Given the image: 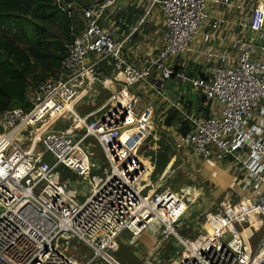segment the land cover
<instances>
[{
  "label": "built area",
  "instance_id": "obj_1",
  "mask_svg": "<svg viewBox=\"0 0 264 264\" xmlns=\"http://www.w3.org/2000/svg\"><path fill=\"white\" fill-rule=\"evenodd\" d=\"M61 1L70 21L76 12L82 26L70 23L60 73L28 88L26 111L0 114V264H121L113 246L124 233L131 235L130 245L143 233L173 236L181 248L173 264H264V0H256L250 18L239 24L241 32L232 39L235 52L209 53L213 62L199 76L174 67L197 35L206 42L215 38L220 19L202 31L210 0H147L146 15L156 5L160 9L163 44L156 54L136 61L122 54L128 38L116 41L102 26L120 0L80 7ZM212 1L231 6L230 0ZM244 5L238 7L240 15ZM102 80L122 86L91 116L78 115L75 99ZM168 80L188 83L220 105L209 117L186 114L175 105L189 125L176 139V149L187 150L203 165L228 162L226 178L238 189L233 202L221 201L203 214L195 239L174 228L194 202L189 195L143 192L151 182L148 158L139 153L143 142L153 139V107L148 103L137 110L134 88L168 102L160 86ZM62 119L71 123L55 130ZM45 124L50 125L34 147V133ZM20 142L31 144L29 151ZM62 171L75 178H62ZM94 173L100 180H91ZM86 180L87 192H82Z\"/></svg>",
  "mask_w": 264,
  "mask_h": 264
},
{
  "label": "crops",
  "instance_id": "obj_2",
  "mask_svg": "<svg viewBox=\"0 0 264 264\" xmlns=\"http://www.w3.org/2000/svg\"><path fill=\"white\" fill-rule=\"evenodd\" d=\"M230 1L231 6L228 8L214 4L212 0L209 1L207 7L209 20L204 23L202 31H207L210 28L212 20L220 19L223 22L215 32L213 41L206 42L201 36L197 35L191 43L190 51L180 57V70L184 71L189 76H199L206 73L208 66L213 62V60L207 58L209 53L223 54L235 52L232 46V39L234 35L241 32L239 24L250 18L256 0ZM242 1H245V12L243 15H240L238 13V7ZM148 6L149 3L147 0H120L107 11L106 17L102 23L104 28L111 31L116 41H123L128 38V41L123 45L122 54L129 61H136L140 57L154 55L162 47L164 25L160 9L156 5L150 10L149 14L146 15ZM161 85L163 91L168 95V102L161 98L154 99L155 97L151 92H147V90L134 88L136 95L137 93L139 95H146L145 101L137 96V110L142 109L148 103L152 104V133L160 126L166 131L175 133V139H177L179 136L189 131L188 122L183 121L182 115L176 109L175 105H179L182 112L186 114L202 117L218 114L220 110V105L217 102L206 101L201 94L197 90L191 88L188 83L168 80L162 82ZM114 92H116V90ZM213 104L219 105V108L217 110L211 108ZM154 120H157L156 123H154ZM186 129H188V131ZM148 140L149 139L144 141L140 148V155H143V158H148V156L144 154L146 142ZM152 150H154V148ZM184 151L185 150L178 151V153ZM188 158H186L187 161ZM229 165L228 162L227 164H217L212 160L203 165L202 172L207 175L205 180L209 182L214 193H227L234 189L235 184L233 179L230 177L226 178V175L228 176L226 170H228Z\"/></svg>",
  "mask_w": 264,
  "mask_h": 264
},
{
  "label": "rangeland",
  "instance_id": "obj_3",
  "mask_svg": "<svg viewBox=\"0 0 264 264\" xmlns=\"http://www.w3.org/2000/svg\"><path fill=\"white\" fill-rule=\"evenodd\" d=\"M94 1L96 0H64L61 2L66 4L70 3L72 6L80 7L90 5ZM74 15L75 16L72 19L71 24L76 26L77 29H80L82 23L76 12ZM46 27L48 29L47 31L51 35L55 36L56 39L64 40L65 45L67 44L69 35L62 28V20L60 17ZM11 33L18 35L19 30L16 29L15 32L11 30ZM41 70L42 68H40L38 71L37 75H39L40 78H38L37 81L43 79V77H56L60 73L58 71L57 74H44L41 73ZM37 81L32 80L29 83L31 88L35 86V82ZM110 85L111 82H106L103 80L101 82L96 81L92 83L88 88L85 89L86 94L83 92L76 98L77 100L75 99L73 102L72 105L75 106L76 113L82 117L88 115V113L89 115H92L94 111H97L102 105L106 104L115 93L114 88H112ZM114 85L117 86L116 91H118L121 88L122 83L115 82ZM137 96L143 101L146 100V95L144 94L139 95L137 93ZM211 108L217 110L219 105L213 104ZM62 120L56 125L55 130H63L65 126L67 127V125L71 123V120ZM156 121L157 120H154V123H156ZM186 130L188 131V129ZM154 132L152 133L153 139H149L146 142L144 151V154L148 156V160L146 161V175L148 178H150L151 183L144 189L143 192L145 193L146 191L165 189L174 193H178L182 190L181 195H189L188 198L190 200L191 197L198 196L194 198L193 204H188L189 208L186 214L181 219V222L174 227L175 231L180 236L188 237L189 239H195L198 235L197 231L200 230L199 225L202 223L203 214L213 210L214 207L221 201L233 202L236 199L235 195L238 192L237 186L235 185L234 189L232 191H228L227 193H214L209 182L205 180L207 175L202 172V161L195 158H188L189 155L187 154H189V152L187 150L178 153V151H182V149L177 150L175 147L176 134L166 131L160 126ZM78 133L80 134V131H78ZM34 134L35 139L33 146L36 147L38 139L42 134L40 132ZM26 135L27 133L25 132L24 139L28 138ZM89 141H91L95 151H100L98 149V145L92 139H89ZM20 143L23 145L22 148L26 147V151H29L31 148V144L29 147H27L24 142ZM153 148L154 150H152ZM186 158H188V161ZM46 160L51 161V157L47 155ZM98 174L99 173L92 174L91 180H100ZM61 175L62 178H75V176L68 171H62ZM143 181H145V179H143ZM86 184L87 180L79 187L82 189V192H87L88 186ZM194 190L196 191L194 192ZM256 237V239L253 238L250 240L252 246L255 244L257 239H260V234L256 235ZM130 239L131 235L124 233L122 235V240L117 239L114 243L113 253L115 258L121 264H128V262H132V264H173L174 260L176 259L175 256H178L181 250L179 244L173 236H168L166 238L164 235L150 236L146 233H143L140 236L138 242H136L134 245L129 244ZM136 239L137 237H134V240ZM173 253L175 255H173ZM117 254H122L123 256L126 255V258L128 259L123 262L117 257Z\"/></svg>",
  "mask_w": 264,
  "mask_h": 264
},
{
  "label": "trees",
  "instance_id": "obj_4",
  "mask_svg": "<svg viewBox=\"0 0 264 264\" xmlns=\"http://www.w3.org/2000/svg\"><path fill=\"white\" fill-rule=\"evenodd\" d=\"M59 17L68 34L71 21L57 0H0V114L11 108L28 109L29 83L40 78V68L44 74L60 72L65 43L46 27ZM16 29L18 35L12 34ZM117 257L123 262L128 259L122 254Z\"/></svg>",
  "mask_w": 264,
  "mask_h": 264
},
{
  "label": "bare ground",
  "instance_id": "obj_5",
  "mask_svg": "<svg viewBox=\"0 0 264 264\" xmlns=\"http://www.w3.org/2000/svg\"><path fill=\"white\" fill-rule=\"evenodd\" d=\"M114 85V83H111V87L112 88H114V90H116L117 89V86H113ZM118 85V84H117ZM80 96V95H79ZM77 100V99H76ZM69 104L66 106V109L64 110V111H66L68 108H69ZM72 107H74L73 105H72ZM64 111L63 112H61L60 114H59V116H61V115H63L64 114ZM59 116H57V117H55V119L52 121V122H54ZM89 116H91V115H89ZM51 124V123H50ZM50 124H45L41 129H39L37 132H35V133H38V132H40L41 134L43 133V131H45L46 130V128L50 125ZM181 192H182V190L180 191V192H178L177 193V195L180 197V196H185V195H181ZM193 194H194V192H193ZM192 196V195H191ZM196 197H198V196H196ZM196 197H191V199L192 200H194V198H196ZM245 233H246V235H248L249 234V231H248V229H246L245 230Z\"/></svg>",
  "mask_w": 264,
  "mask_h": 264
}]
</instances>
